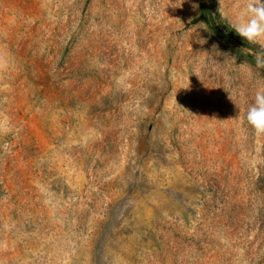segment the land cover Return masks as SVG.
Instances as JSON below:
<instances>
[{
  "label": "rangeland",
  "instance_id": "obj_1",
  "mask_svg": "<svg viewBox=\"0 0 264 264\" xmlns=\"http://www.w3.org/2000/svg\"><path fill=\"white\" fill-rule=\"evenodd\" d=\"M234 4L0 0V264H264Z\"/></svg>",
  "mask_w": 264,
  "mask_h": 264
},
{
  "label": "clouds",
  "instance_id": "obj_2",
  "mask_svg": "<svg viewBox=\"0 0 264 264\" xmlns=\"http://www.w3.org/2000/svg\"><path fill=\"white\" fill-rule=\"evenodd\" d=\"M234 7L237 13L230 27L248 43L260 44L264 49V0H235ZM219 11L223 13L222 6ZM256 62L258 67H264V51L257 53ZM245 120L256 132L264 134V83L256 87Z\"/></svg>",
  "mask_w": 264,
  "mask_h": 264
},
{
  "label": "trees",
  "instance_id": "obj_3",
  "mask_svg": "<svg viewBox=\"0 0 264 264\" xmlns=\"http://www.w3.org/2000/svg\"><path fill=\"white\" fill-rule=\"evenodd\" d=\"M233 39L240 41L242 43H246V44H253V43H248L245 39L241 38L236 32L235 30H231V29H226L225 30Z\"/></svg>",
  "mask_w": 264,
  "mask_h": 264
}]
</instances>
